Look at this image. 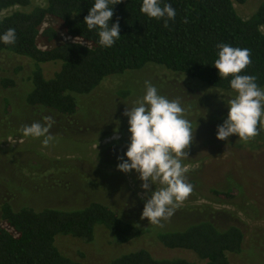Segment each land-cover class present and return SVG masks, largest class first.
<instances>
[{
    "label": "rangeland",
    "instance_id": "374dc122",
    "mask_svg": "<svg viewBox=\"0 0 264 264\" xmlns=\"http://www.w3.org/2000/svg\"><path fill=\"white\" fill-rule=\"evenodd\" d=\"M31 2L33 6L47 4V0ZM262 2L248 0L235 7L243 19H249ZM17 10L22 8L4 11L0 19ZM49 28L55 29L58 37L52 42L42 37L39 43L42 49L74 40L56 19L48 18L41 31ZM42 68L45 77L51 78L60 65L47 63ZM30 71L29 59L0 54V203L8 200L16 207L28 204L38 209H74L101 201L123 219L149 230L143 237L122 245L102 226L96 228L94 241L90 243L58 235L55 244L63 255L84 264H106L144 249L157 259L200 262L191 251L165 248L157 239L158 234L211 221L220 228L238 226L245 234L242 252L229 257L232 264H264V124L258 126L256 136L246 141L236 135L227 141L217 139V126L227 117V102L234 92L209 87L158 65H148L108 77L93 93L79 97L78 112L66 117L26 104L24 86ZM4 78L14 79L18 87L4 89L1 85ZM146 80L161 95L181 101L184 117L193 129L192 141L186 149L188 156L182 157L186 181L193 190L176 206L173 215L162 219L160 224L141 219L146 197L138 174L117 169L118 157H124L130 135L123 113L144 95ZM122 92L128 94L124 97ZM9 109L11 112L6 114ZM45 117L53 121L50 134L54 140L48 145L43 144V137L22 135L23 126L34 122L45 124ZM117 127L118 138L114 134ZM17 185L32 191L33 194L26 195L29 199L15 189ZM1 228L14 232L3 221Z\"/></svg>",
    "mask_w": 264,
    "mask_h": 264
},
{
    "label": "trees",
    "instance_id": "16d2710c",
    "mask_svg": "<svg viewBox=\"0 0 264 264\" xmlns=\"http://www.w3.org/2000/svg\"><path fill=\"white\" fill-rule=\"evenodd\" d=\"M247 1L163 0L171 3L177 13L165 28L163 20L148 18L140 11L142 0H122L114 5L110 21L111 25L119 20L121 37L114 46L103 48L98 44L97 31H89L84 24L94 0H47L43 7L33 6L31 0H0V13L22 8L0 19V33L14 28L17 34L14 45L0 43V54L11 53L30 60L31 71L24 86L28 106L66 117L78 112L79 97L93 93L108 77L148 65H158L209 87L233 92L231 77L220 79L212 66L218 43L249 49L252 62L241 74L255 75L258 85L264 88V0L251 18L243 19L235 6ZM48 18L58 20L74 40L42 49L39 44L42 37L48 42L58 37L53 28L41 31ZM47 63L60 65L51 78L45 77L42 68ZM1 85L4 89L18 87L10 78L2 79ZM121 94L125 97L128 92ZM10 112L5 110L6 114ZM15 189L21 191L22 197L33 194L24 185ZM2 221L14 232L0 229V264H84L59 251L55 244L58 235L90 243L94 241L96 228L102 226L122 245L149 231L123 219L101 201L82 208L38 209L28 204L16 207L4 200L0 203ZM157 239L165 248L193 252L200 262L157 259L142 249L106 264H232L229 257L242 252L245 234L235 225L220 228L211 221H203L183 230L163 231Z\"/></svg>",
    "mask_w": 264,
    "mask_h": 264
},
{
    "label": "clouds",
    "instance_id": "9594fccd",
    "mask_svg": "<svg viewBox=\"0 0 264 264\" xmlns=\"http://www.w3.org/2000/svg\"><path fill=\"white\" fill-rule=\"evenodd\" d=\"M122 0H94L84 18L89 31L96 30L98 44L110 48L120 39L119 20L111 23L114 5ZM111 5V6H110ZM140 11L148 18L164 21V27L176 17V9L163 0H142ZM16 30L8 28L0 33V43L14 45ZM217 58L212 66L220 79H229L234 97L227 102V117L217 126V139L227 141L232 135L241 140L256 136L264 124V88L255 75L241 74L251 64V51L230 44L216 45ZM185 108L179 99L161 95L150 81H144V95L123 113L127 117L129 142L124 157H118L117 169L123 173L135 171L145 190L146 202L141 219L152 224L171 217L176 206L192 192L193 186L186 181V168L182 157L193 138L191 122L184 117ZM46 123L34 122L20 130L24 137L41 138L48 145L54 140L50 134L52 118ZM118 127L114 134L118 138ZM155 185V190L152 186Z\"/></svg>",
    "mask_w": 264,
    "mask_h": 264
}]
</instances>
